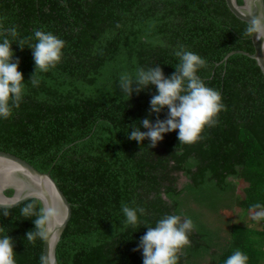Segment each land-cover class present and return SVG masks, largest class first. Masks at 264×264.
<instances>
[{"label": "trees", "instance_id": "trees-1", "mask_svg": "<svg viewBox=\"0 0 264 264\" xmlns=\"http://www.w3.org/2000/svg\"><path fill=\"white\" fill-rule=\"evenodd\" d=\"M0 23L15 25L25 41L12 50L26 85L20 107L0 118V150L49 172L69 201L58 264H143L140 239L166 215L195 225L178 264H224L235 250L248 264H264V226L219 219L223 211L264 206V75L241 51L224 59L254 51L241 35L247 22L225 0H0ZM34 29L66 42L55 68L37 70L35 86L27 47L36 42L28 40ZM179 46L207 61L197 75L221 92L226 110L193 144L180 143L179 130L153 148L149 139L130 140V126L146 132L140 122L164 120L168 109L151 113L156 86L130 97L121 76L158 65L170 77ZM28 203L42 207L37 198L0 207V227L14 241L16 264H41L43 240L26 239L35 229V217L21 215ZM122 204L146 210L136 227L123 225Z\"/></svg>", "mask_w": 264, "mask_h": 264}, {"label": "clouds", "instance_id": "clouds-1", "mask_svg": "<svg viewBox=\"0 0 264 264\" xmlns=\"http://www.w3.org/2000/svg\"><path fill=\"white\" fill-rule=\"evenodd\" d=\"M34 35L28 40L27 47L33 51L36 70L32 75L31 83L35 86L37 70L47 72L62 60L66 42L50 31L33 30ZM18 30L15 25L5 28L0 23V118L8 119L14 109H18L26 92L23 74L18 70L20 61L14 59L15 53L12 44H19L21 49L25 41L18 40ZM244 37L256 36L264 39V14L253 16L248 22ZM11 37V39H9ZM174 55L180 63L175 66L176 71L170 77H165L160 66L150 67L147 70L138 68L135 78L124 74L120 78L119 86L123 93L131 97L149 85H155L158 94L150 101V112L158 114L167 107L168 113L164 120L157 118L155 123L143 119L140 123L147 129L142 132L138 126H130L128 135L130 140L142 143L145 139L151 141L152 148L162 141L165 133L178 131V139L183 144H193L203 139L205 128L216 126L220 112L226 110L219 90L208 87L197 75L198 70L206 67L207 61L200 55L185 49L183 46L175 51ZM133 83L136 87L133 88ZM122 212L126 219L122 222L125 227H136L139 223L138 214L143 216V207H129L122 204ZM257 209L253 220L264 219V206L254 205ZM7 211L4 216H8ZM24 218L35 217V229L26 234V239L34 243L37 239L47 240L49 225L59 215L55 207H40L33 203L26 204L21 210ZM195 228L191 218L180 215H166L156 222L155 227H147V232L140 239L137 251L142 250L143 264H178L179 253L190 244L189 234ZM249 257L240 250H235L228 256L224 264H248ZM0 264H16L14 241L9 234H5L4 227H0ZM41 264L45 258L41 257Z\"/></svg>", "mask_w": 264, "mask_h": 264}, {"label": "water", "instance_id": "water-1", "mask_svg": "<svg viewBox=\"0 0 264 264\" xmlns=\"http://www.w3.org/2000/svg\"><path fill=\"white\" fill-rule=\"evenodd\" d=\"M231 12L239 19L248 22L253 16L264 14V0H225ZM252 53L233 50L226 54L241 51L255 59L264 75V39L250 37ZM12 189L11 195L5 191ZM37 198L42 207H55L59 215L49 225L47 240H43L42 256L45 264H58L56 246L71 216L70 203L59 189L49 172H41L26 160L7 151L0 150V207H12L27 199Z\"/></svg>", "mask_w": 264, "mask_h": 264}, {"label": "rangeland", "instance_id": "rangeland-1", "mask_svg": "<svg viewBox=\"0 0 264 264\" xmlns=\"http://www.w3.org/2000/svg\"><path fill=\"white\" fill-rule=\"evenodd\" d=\"M255 212L243 211L240 208H235L232 211L230 210V211L221 212L219 219H222V220L228 219L232 223H239V224L247 225L249 227H253L256 229L263 228L264 219H261V220L252 219Z\"/></svg>", "mask_w": 264, "mask_h": 264}]
</instances>
